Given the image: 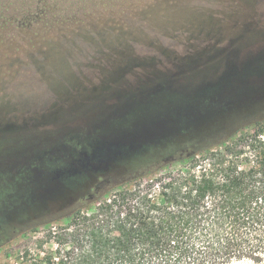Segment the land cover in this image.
Returning <instances> with one entry per match:
<instances>
[{"label":"rangeland","instance_id":"1","mask_svg":"<svg viewBox=\"0 0 264 264\" xmlns=\"http://www.w3.org/2000/svg\"><path fill=\"white\" fill-rule=\"evenodd\" d=\"M255 112L264 0H0V264L55 248L98 178Z\"/></svg>","mask_w":264,"mask_h":264},{"label":"trees","instance_id":"2","mask_svg":"<svg viewBox=\"0 0 264 264\" xmlns=\"http://www.w3.org/2000/svg\"><path fill=\"white\" fill-rule=\"evenodd\" d=\"M240 117L206 143L98 178L62 225H47L55 248L32 264L264 262V113Z\"/></svg>","mask_w":264,"mask_h":264},{"label":"flooded vegetation","instance_id":"3","mask_svg":"<svg viewBox=\"0 0 264 264\" xmlns=\"http://www.w3.org/2000/svg\"><path fill=\"white\" fill-rule=\"evenodd\" d=\"M91 168H89L88 166H86V170H90ZM96 169V168H95ZM98 170V169H97Z\"/></svg>","mask_w":264,"mask_h":264}]
</instances>
